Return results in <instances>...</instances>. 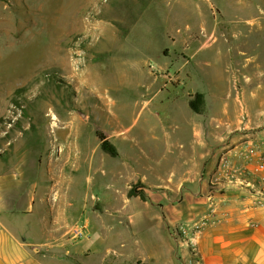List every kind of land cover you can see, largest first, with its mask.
Listing matches in <instances>:
<instances>
[{"label": "rangeland", "instance_id": "1", "mask_svg": "<svg viewBox=\"0 0 264 264\" xmlns=\"http://www.w3.org/2000/svg\"><path fill=\"white\" fill-rule=\"evenodd\" d=\"M263 55L264 0H0V162L38 185L68 163L64 176L74 179L79 194L69 199L78 209L75 225L88 220L85 232L93 231L78 240L69 236L68 258L58 264H136L131 258L141 259L158 238L159 221L148 219L167 202V188L137 182L126 197L102 199L88 180L100 176L102 163L89 160L94 138L117 158L104 128H112L111 136L119 128L135 134L156 126L154 112L167 129L169 114L182 108L173 96L182 88L174 87L200 57L208 62L201 75L217 74L225 86L237 76L235 60L261 62ZM251 68L240 67L241 74ZM154 79L167 88L163 94L139 93L141 81ZM239 111L241 127L247 120L242 103ZM179 117L185 113L174 120ZM150 130L143 148L154 162L167 149L169 130L160 129L157 141ZM186 136L181 131L174 138L186 146Z\"/></svg>", "mask_w": 264, "mask_h": 264}, {"label": "crops", "instance_id": "2", "mask_svg": "<svg viewBox=\"0 0 264 264\" xmlns=\"http://www.w3.org/2000/svg\"><path fill=\"white\" fill-rule=\"evenodd\" d=\"M216 55L219 58L218 52ZM245 60L242 65L235 60L237 76L224 86L217 74L210 79L201 75L208 62L200 57L184 81L174 87L182 88V92L173 93L174 103L182 108L169 114L167 129L161 114L154 112L149 115L156 126L139 128L135 134L130 128H119L111 136L112 128H104L117 158L110 157L94 138L89 160L99 158L102 163L95 172L100 176L88 180L93 190L102 193V199L126 197L130 185L137 182L167 188L162 191L167 202L156 207L148 219L159 221L158 238L150 249L145 248L141 259L133 256L131 260L147 264H264V199L248 187H257L259 179H264V170L258 172L256 167L257 157L264 156V58L261 62L260 58ZM158 65L162 69L163 65ZM246 66L252 68L241 74L240 67ZM139 86V93L156 91V98L167 89L160 88L156 79L141 81ZM182 96L187 100H181ZM190 103L198 111L191 109ZM241 103L247 120L240 127ZM182 112L185 117L174 120ZM92 129L89 132L95 134L97 128ZM149 129L154 141L160 129L169 130L167 149L154 162L143 148V135ZM181 131L187 135L186 146L174 138ZM164 161L167 166L163 168ZM67 166L65 162L56 167L54 176L38 185L14 165L0 162V264H58L68 258L64 250L68 249L69 232L80 218L69 200L79 194L73 190L74 179L64 176ZM235 171L238 175L232 180L229 174ZM180 225L186 229L200 226L196 260H192L184 236L178 243L173 238ZM86 232L93 234L89 228ZM77 252L85 255L81 248Z\"/></svg>", "mask_w": 264, "mask_h": 264}, {"label": "built area", "instance_id": "3", "mask_svg": "<svg viewBox=\"0 0 264 264\" xmlns=\"http://www.w3.org/2000/svg\"><path fill=\"white\" fill-rule=\"evenodd\" d=\"M256 167L258 172L264 170V156L262 154H260L257 157ZM237 175H238V171L232 172L231 174H229V178L232 180L233 179L236 180L235 177ZM248 187L251 188V190L254 191L260 198L264 199V179H259V185L257 187L254 185ZM87 225H88L87 221L81 225H74L69 232L70 239L78 240L86 236L85 230ZM199 230H200V226L198 225H194L190 229H186V228L177 229V231L173 234V238L178 243L177 239H179L181 236L182 237L184 236L188 243L189 249H191V253L195 254L196 236Z\"/></svg>", "mask_w": 264, "mask_h": 264}, {"label": "trees", "instance_id": "4", "mask_svg": "<svg viewBox=\"0 0 264 264\" xmlns=\"http://www.w3.org/2000/svg\"><path fill=\"white\" fill-rule=\"evenodd\" d=\"M199 99H201V97H199ZM190 107L191 109H193L194 111H198L197 108H195L193 103H190ZM102 148L108 152L111 156H115V150L105 141L102 142L101 144ZM132 193L130 192L129 195H131ZM136 264H145V263H141V262H137Z\"/></svg>", "mask_w": 264, "mask_h": 264}, {"label": "bare ground", "instance_id": "5", "mask_svg": "<svg viewBox=\"0 0 264 264\" xmlns=\"http://www.w3.org/2000/svg\"><path fill=\"white\" fill-rule=\"evenodd\" d=\"M147 91V90H146ZM140 105V104H139ZM148 106H149V104H148Z\"/></svg>", "mask_w": 264, "mask_h": 264}]
</instances>
